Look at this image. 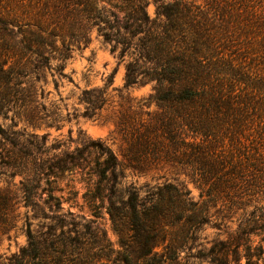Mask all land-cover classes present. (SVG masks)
I'll list each match as a JSON object with an SVG mask.
<instances>
[{
  "label": "rangeland",
  "instance_id": "obj_1",
  "mask_svg": "<svg viewBox=\"0 0 264 264\" xmlns=\"http://www.w3.org/2000/svg\"><path fill=\"white\" fill-rule=\"evenodd\" d=\"M174 3L173 40L198 41L212 77L213 135L195 139L205 171L125 155L126 136L170 110L151 98L147 54ZM92 88L108 100L85 117ZM30 240L33 264H264V0H0V264Z\"/></svg>",
  "mask_w": 264,
  "mask_h": 264
},
{
  "label": "trees",
  "instance_id": "obj_2",
  "mask_svg": "<svg viewBox=\"0 0 264 264\" xmlns=\"http://www.w3.org/2000/svg\"><path fill=\"white\" fill-rule=\"evenodd\" d=\"M179 6V3L160 6V13L166 17V21L162 26L163 31L155 32L154 36L156 37L151 41L153 45L150 48L153 49L155 55L150 57L149 53L147 54V60L153 63L151 72H148L147 75L157 82L155 94L151 98L159 102L162 108L167 105L170 110L166 109L165 112L154 115L148 124L143 125V128L135 130L131 137L126 136L125 155L134 167H142L146 163L148 165V163L162 160L187 162L192 165L198 162L200 166L204 167V171L208 166L201 159L199 160L198 156H205L206 146L195 142V139L197 135L209 136L212 134V128L208 122L212 118L213 107H216L214 95L211 94L210 89L212 77L208 75L211 72L204 69L202 61L204 57L199 55L200 43L198 41L190 40L187 37H184L185 40H173V32H179L182 29L181 23L184 20L180 16ZM108 81L111 83L112 77H109ZM136 83H138V78L134 76L131 67H128L124 87L128 88ZM81 100L86 104L83 115L92 117L97 110L103 108L108 99L105 91L100 88H92L83 91ZM126 122L125 116H121L119 126L124 132H127ZM101 150L109 154L113 164L115 158L111 150L102 147ZM107 169L100 168V180L106 178ZM169 187L165 185L164 188L171 196H174L175 193L176 198L184 205L182 212L196 211L195 208L188 206L193 204L187 200V191L174 187L171 193L168 190ZM155 195L153 194L152 200H150L153 203L145 209L148 217L154 213V208L158 207L155 204ZM161 195L160 200L166 194L161 191ZM135 200L136 197L132 194L130 203L133 207V216L137 218L135 223L138 225L142 217H140L141 211L138 210ZM161 214H165V212L162 211ZM152 231H155V228ZM29 237L31 238L30 234ZM170 246L172 245L168 244L166 248ZM150 248L147 249L146 254L152 253ZM38 257V246L33 240H30L28 247L22 249L18 264H33ZM39 261L41 264L45 262L42 258ZM247 264H251L249 260H247Z\"/></svg>",
  "mask_w": 264,
  "mask_h": 264
}]
</instances>
